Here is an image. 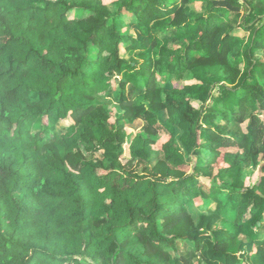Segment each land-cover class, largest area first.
Masks as SVG:
<instances>
[{
    "label": "trees",
    "instance_id": "obj_1",
    "mask_svg": "<svg viewBox=\"0 0 264 264\" xmlns=\"http://www.w3.org/2000/svg\"><path fill=\"white\" fill-rule=\"evenodd\" d=\"M111 5L0 0V264H264V0Z\"/></svg>",
    "mask_w": 264,
    "mask_h": 264
},
{
    "label": "rangeland",
    "instance_id": "obj_2",
    "mask_svg": "<svg viewBox=\"0 0 264 264\" xmlns=\"http://www.w3.org/2000/svg\"><path fill=\"white\" fill-rule=\"evenodd\" d=\"M103 1H104L105 4H108V5L112 6L111 4H112V2L114 0H103ZM191 6L199 8L200 4L192 3ZM72 14L73 13H71L70 15H72ZM125 19H126V23L134 21V17L132 15H130V14H127ZM125 30L128 33H130V34H133V35H137L138 34L139 35V33H137L136 30L134 28H132V27L126 26ZM234 33H236L238 35H241V36H247V33L242 31V30H240V29L235 30ZM125 47H126V44L122 45V48H121L122 54L124 56H126V57H129L130 56L129 53L125 52ZM259 53H260V55H263V53L261 51ZM119 79H120V77L114 78L112 80V83L115 86L114 87V89H115L114 95L117 94L120 91ZM192 82H194V81H187L186 84H189V83H192ZM183 85L184 84H181V86H183ZM110 100H111V102H107L108 103L107 105H108L109 108H112L115 111L117 107H115V105L112 104V103H115L116 100L114 98H112V97L110 98ZM194 103H195V106H199V104H200V103L195 102V101H194ZM262 117L264 119V113H263ZM112 120H114V118H112ZM72 123H73L72 118L70 116H68L66 119L60 121L58 129H60V130L66 129ZM137 124L138 125H137L136 128H130L129 127L128 131L130 133H133V134L137 133L138 131H140L143 128V125L145 124V122L141 120V121H137ZM245 125H246V123L243 126H245ZM153 138L155 139V145L154 146L156 148H161L164 144H167L169 142V138H167L164 135H161V136L160 135H156ZM81 146H82L83 149H85L86 144L82 143ZM227 149L235 150L236 148H223L222 151H225ZM122 161H123V164H124L126 170L129 171V172L130 171H134L135 167L137 166L136 159H133V158L130 157L128 144L125 145V155L122 157ZM223 164H224L223 160L219 159L217 161V163L215 164V166H216L215 170L217 171V169L220 166H222ZM262 164H263V161H261L258 165H253L252 163H250V161H243L244 173L246 175V176L243 175V179L246 182V184H248L250 186H254L256 183H258V181L260 180V177H261V175L263 173L262 172V168H261ZM185 169L189 171V170H191V167L188 166V167H185ZM201 181H202L201 184L204 186L205 189H208L210 187V182L208 180L201 179ZM225 181L230 183L231 179L227 177L225 179ZM221 197L225 198V195L222 194ZM194 203H195V206L198 209L203 210V211H207V210L213 209L215 207V205H216L213 201H210V200H208V201L203 200L202 201L201 198H195L194 199ZM262 231L264 232V228H263ZM246 248H248V246ZM255 251H256V248H253V250H251V251L248 250V252H255Z\"/></svg>",
    "mask_w": 264,
    "mask_h": 264
}]
</instances>
